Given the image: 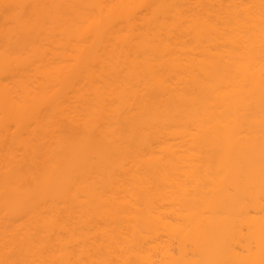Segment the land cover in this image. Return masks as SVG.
I'll return each mask as SVG.
<instances>
[{"label": "bare ground", "instance_id": "bare-ground-1", "mask_svg": "<svg viewBox=\"0 0 264 264\" xmlns=\"http://www.w3.org/2000/svg\"><path fill=\"white\" fill-rule=\"evenodd\" d=\"M0 264H264V0H0Z\"/></svg>", "mask_w": 264, "mask_h": 264}]
</instances>
